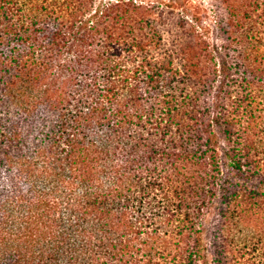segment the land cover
<instances>
[{
    "label": "trees",
    "instance_id": "1",
    "mask_svg": "<svg viewBox=\"0 0 264 264\" xmlns=\"http://www.w3.org/2000/svg\"><path fill=\"white\" fill-rule=\"evenodd\" d=\"M143 9L0 0V264H264V143L238 111L179 100Z\"/></svg>",
    "mask_w": 264,
    "mask_h": 264
},
{
    "label": "rangeland",
    "instance_id": "2",
    "mask_svg": "<svg viewBox=\"0 0 264 264\" xmlns=\"http://www.w3.org/2000/svg\"><path fill=\"white\" fill-rule=\"evenodd\" d=\"M95 1L103 11L107 3L114 0ZM132 1L145 6L139 15L144 21L143 30L152 37L149 44L156 59L166 67L168 72L165 74L174 79L172 86L179 100L187 102L189 110H208L209 119L215 113V104L217 110L226 106L238 111L246 125L250 124L255 138L264 143V30L261 35L253 33L251 28L255 29L261 20L254 26L255 18L246 15L249 12L253 15L251 11L257 6V0H252L250 11L246 6L251 0ZM247 58L252 68L246 69ZM170 71L176 74L172 75ZM166 91L167 95L172 92L169 88ZM40 110L42 114L48 113L46 109ZM15 120L19 121L18 118ZM220 133V177L224 180L234 175L230 160L223 152L227 147L226 138L222 130ZM182 166L189 173L202 169L191 162H184ZM209 169L215 172L213 167ZM219 205L217 201L214 203L202 226L208 237ZM238 228L240 233L236 237L241 241L259 232L251 223Z\"/></svg>",
    "mask_w": 264,
    "mask_h": 264
}]
</instances>
